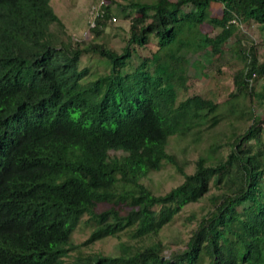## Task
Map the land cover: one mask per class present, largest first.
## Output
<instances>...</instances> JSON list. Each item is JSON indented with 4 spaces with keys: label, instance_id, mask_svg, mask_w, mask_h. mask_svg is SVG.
Instances as JSON below:
<instances>
[{
    "label": "trees",
    "instance_id": "obj_1",
    "mask_svg": "<svg viewBox=\"0 0 264 264\" xmlns=\"http://www.w3.org/2000/svg\"><path fill=\"white\" fill-rule=\"evenodd\" d=\"M106 1L90 35L112 17ZM115 6L131 17L120 51L72 41L50 0H0V264H264V117L240 106L249 98L264 108V83L255 88L264 54L254 45L242 52L245 67L234 73L223 107L198 94L179 98L189 54L222 56L241 23L264 34V0ZM151 35L155 49L141 54ZM86 54L98 55L106 70L81 67ZM229 116L237 123H229L230 140L209 145L186 173L168 152L170 137L199 141ZM168 163L183 179L155 194L142 179ZM213 185L219 192L185 248L165 257L161 231ZM82 222L91 228L83 245L117 237L118 253L74 244Z\"/></svg>",
    "mask_w": 264,
    "mask_h": 264
},
{
    "label": "rangeland",
    "instance_id": "obj_2",
    "mask_svg": "<svg viewBox=\"0 0 264 264\" xmlns=\"http://www.w3.org/2000/svg\"><path fill=\"white\" fill-rule=\"evenodd\" d=\"M96 0H50V4L61 19L66 32L71 36V40L74 42L83 41L88 42H102L115 50L120 51L126 44L128 37V30L131 17L128 19L123 18L117 11L116 3L126 4L128 0H108L110 11L112 16L116 17V20H107L101 29L99 36L94 34L90 35L85 33L88 10L91 4ZM152 1V0H142ZM212 14H220L221 6L219 4L212 3L209 8ZM55 29L57 27H54ZM206 30L210 27L206 25ZM219 29L214 30L217 32ZM212 32V33H213ZM63 38L66 37V33L61 34ZM236 36L242 40V44L238 46L236 42ZM236 36L230 38L223 45L222 56L207 58L203 53L189 54V66L187 67V88L180 89L179 98L198 94L202 97H209L215 101L221 103L220 107L225 105V102L229 99V94L234 91L233 76L234 73L244 69L245 59L242 57V52L248 50L247 48L254 45L256 52L262 57L264 54V34L261 32L256 24L247 25L241 23L237 29ZM149 43L145 48H140L141 54H149L152 49H155L157 39L151 35ZM239 47L240 54L239 56ZM137 62L136 60L134 61ZM196 65V66H195ZM80 66H88L91 73H103L106 69L100 58L96 54H86L81 57ZM130 66L128 64L127 68ZM264 83L263 78H257L255 82L256 90L260 89V85ZM241 107L245 106L253 108V113L257 116L264 117V108L260 103L256 101H250L249 98L241 101ZM229 116V120H222L217 126L206 129L202 133V137L199 141L187 135L183 137L173 136L169 139L168 152L178 160L180 166L186 173H192L195 166V161L200 155L207 153V147L214 142H218L221 145H225L230 139V126L232 122L237 125L235 119ZM252 122V119H247V115L244 117V126L247 127ZM205 126V125H203ZM209 148V147H208ZM218 153H226L227 146H220ZM183 179V176L176 170L171 164H166L159 171L150 172L147 177L142 179V182L150 188L155 194H163L170 190L175 185L179 184ZM217 187L214 185L211 190L199 201L186 205L176 219L166 226L161 231V236L167 247L164 251L165 257H170L173 252L181 251L185 248V243L190 236L191 230L196 226L198 218L204 214L211 206L209 196L212 193H218ZM91 228L85 223H80L77 229L73 233L72 241L74 244L79 245L80 249L88 253L100 252L104 254L114 255L118 253L117 237H105L101 240L87 243H82L87 239ZM121 239H125L124 236Z\"/></svg>",
    "mask_w": 264,
    "mask_h": 264
},
{
    "label": "built area",
    "instance_id": "obj_3",
    "mask_svg": "<svg viewBox=\"0 0 264 264\" xmlns=\"http://www.w3.org/2000/svg\"><path fill=\"white\" fill-rule=\"evenodd\" d=\"M106 5L105 0H97L93 4L90 5L89 10H88V19H87V25L85 29V33L89 34L90 31L95 28L97 25L98 19L104 16L105 14V9L104 6ZM112 20H116V18L113 16L111 17ZM232 22H235V20H232Z\"/></svg>",
    "mask_w": 264,
    "mask_h": 264
},
{
    "label": "clouds",
    "instance_id": "obj_4",
    "mask_svg": "<svg viewBox=\"0 0 264 264\" xmlns=\"http://www.w3.org/2000/svg\"><path fill=\"white\" fill-rule=\"evenodd\" d=\"M96 1H97V0H96ZM96 1H95V2H96ZM105 1H106V0H105ZM106 4H107V1H106ZM112 17H113V16H112ZM114 17H115V16H114ZM115 18H116V17H115Z\"/></svg>",
    "mask_w": 264,
    "mask_h": 264
}]
</instances>
